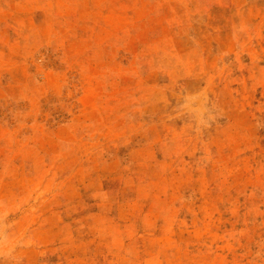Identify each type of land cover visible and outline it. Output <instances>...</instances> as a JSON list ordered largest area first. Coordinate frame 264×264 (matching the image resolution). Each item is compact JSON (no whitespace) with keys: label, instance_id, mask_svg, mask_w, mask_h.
Masks as SVG:
<instances>
[{"label":"rangeland","instance_id":"obj_1","mask_svg":"<svg viewBox=\"0 0 264 264\" xmlns=\"http://www.w3.org/2000/svg\"><path fill=\"white\" fill-rule=\"evenodd\" d=\"M0 264H264V0H0Z\"/></svg>","mask_w":264,"mask_h":264}]
</instances>
